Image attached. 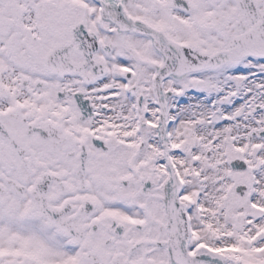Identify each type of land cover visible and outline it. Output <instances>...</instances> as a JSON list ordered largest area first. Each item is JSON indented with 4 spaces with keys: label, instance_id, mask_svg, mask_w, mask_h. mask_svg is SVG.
I'll use <instances>...</instances> for the list:
<instances>
[{
    "label": "snow or ice",
    "instance_id": "6c2138e0",
    "mask_svg": "<svg viewBox=\"0 0 264 264\" xmlns=\"http://www.w3.org/2000/svg\"><path fill=\"white\" fill-rule=\"evenodd\" d=\"M0 264H264V0H0Z\"/></svg>",
    "mask_w": 264,
    "mask_h": 264
}]
</instances>
